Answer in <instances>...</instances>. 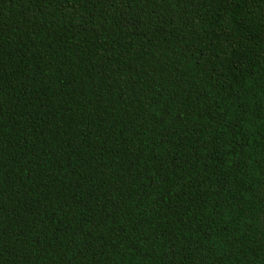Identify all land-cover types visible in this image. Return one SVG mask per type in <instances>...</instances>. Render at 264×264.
I'll return each instance as SVG.
<instances>
[{"label": "trees", "instance_id": "1", "mask_svg": "<svg viewBox=\"0 0 264 264\" xmlns=\"http://www.w3.org/2000/svg\"><path fill=\"white\" fill-rule=\"evenodd\" d=\"M0 264H264V0H0Z\"/></svg>", "mask_w": 264, "mask_h": 264}]
</instances>
